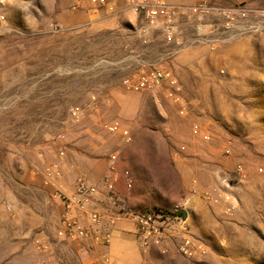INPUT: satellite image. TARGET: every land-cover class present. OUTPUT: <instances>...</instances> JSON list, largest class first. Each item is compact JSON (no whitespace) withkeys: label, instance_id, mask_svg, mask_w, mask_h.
Here are the masks:
<instances>
[{"label":"rangeland","instance_id":"1","mask_svg":"<svg viewBox=\"0 0 264 264\" xmlns=\"http://www.w3.org/2000/svg\"><path fill=\"white\" fill-rule=\"evenodd\" d=\"M199 1L169 0L181 10L176 40L193 42L199 35L189 12ZM208 1L264 9V0ZM142 24L123 0H109L96 15L72 11L69 0H0V264H103L110 258L101 254L100 261L93 260L101 253L94 254L97 245L109 247L113 238L102 244L57 235L64 206L42 186L37 172L58 160L61 148L65 184L75 188L81 177L90 182L100 177L111 153L124 149L128 155L134 146L155 157L140 165L141 172L162 176L170 149L183 145L193 161L182 172L205 184L196 189L229 194L236 209L227 212L223 203L194 198L189 222L207 255L190 260L153 252L151 264H264V32L210 42L209 26L221 24L212 16L204 21L200 39L170 56L163 27L142 35ZM154 68L176 74L190 104L188 116H180L166 99L165 87L141 93L122 87L125 78ZM73 105L84 109L78 124L69 117ZM114 120L137 139L125 144L120 135L106 132L103 123ZM194 123L210 133V142L193 136ZM227 139L231 155L224 153ZM201 175L208 177L206 183ZM172 187L160 181L153 195L167 197ZM99 204L94 200L89 210L101 214L95 227L112 232L121 221L111 227L115 211L108 199L103 208ZM76 216L83 227H93L88 214ZM35 238L51 245V260L36 251ZM124 244L129 263H142L136 235L134 248Z\"/></svg>","mask_w":264,"mask_h":264},{"label":"built area","instance_id":"2","mask_svg":"<svg viewBox=\"0 0 264 264\" xmlns=\"http://www.w3.org/2000/svg\"><path fill=\"white\" fill-rule=\"evenodd\" d=\"M128 9L142 17L143 24L139 32L146 35L151 29L159 25L163 27L164 38L170 45V56H176L186 50L191 43H195L203 31V23L212 16L220 18V27L215 24L209 26L210 34L208 41H216L223 38L227 41H234L250 37L257 33L264 32V9L255 8L247 4H238L230 7L215 5L207 0H201L189 8L190 15L197 22L196 30L199 33L193 41L181 42L176 40V23L179 20L181 10L172 5L169 0H123ZM70 8L75 12H85L88 15H96L102 9L109 7V0H69ZM54 31L61 30V25L52 24ZM122 87L126 92L141 93L156 87H165V97L178 109L182 117L188 116L190 104L184 97L182 85L171 69H150L141 72L135 77L125 78ZM69 117L73 124H78L84 117V109L79 105H73L69 111ZM103 129L110 134H118L125 144H131L133 137L130 130L124 127L120 121L114 120L103 123ZM192 134L203 142H210V133L204 131L199 123H194ZM64 137V136H63ZM232 142L227 139L224 146L226 155L232 154ZM186 151L181 146L173 157H178ZM66 151L61 148L58 153V160L46 165L39 174L41 184L51 191L53 199L60 201L64 206L62 215V226L57 235L59 238L69 240L91 239L97 243L108 244L112 239V232L102 233L95 226L101 221V214L91 211L90 206L100 193L98 184L81 177L77 179L74 191L69 193L64 190L63 184L65 174L63 170V159ZM262 171V170H260ZM238 173L243 175V167L238 166ZM123 180L128 189H132L134 179L128 168L119 169V155H110L107 170L104 173L101 185L108 192V201L116 209L114 217L110 221L111 227L118 220H128L134 226L136 240L139 250L143 256L142 263L151 264L150 255L153 252L161 256H168L176 253L190 260L202 259L208 253L207 246L197 240L192 233L189 222V207L192 198H199L209 205L225 204L227 212L236 209L235 199L229 195H221L216 188L200 192L193 189L190 194H184L171 208L148 207L142 210L128 208L117 192V183ZM86 213L93 227L86 228L80 224L76 214ZM36 251L49 259L51 245L39 238L33 240ZM51 260V259H50ZM52 261H40V264H51ZM103 264H114L110 258L105 257Z\"/></svg>","mask_w":264,"mask_h":264},{"label":"crops","instance_id":"3","mask_svg":"<svg viewBox=\"0 0 264 264\" xmlns=\"http://www.w3.org/2000/svg\"><path fill=\"white\" fill-rule=\"evenodd\" d=\"M132 137L133 140L134 137L135 140L137 139L136 135H132ZM177 150L178 148H175L174 151L173 149H170V151L168 152L170 162L168 167L164 168L162 176L151 170L141 172L140 165H146L149 161H152L155 158L151 152H148L147 149H143L139 146H134L133 149L130 150L128 155V150L125 151L124 149L121 150V154L119 152H113L110 154L112 155L116 153L119 155L120 170L128 168L132 173L134 179V185L132 189H128L123 180H120L116 185L117 192L119 193L120 197L123 199L124 204L128 208L133 210H142L148 207L171 208L180 199L182 195L190 194V192L193 189L198 188L199 185L200 188L201 185H205L201 181L199 183L195 179L193 180L192 178H189L182 172L185 164H188V162H191L193 160L189 158V153L187 152L180 154L178 157H173V154ZM109 157L103 162V166L101 167L102 170L98 175L100 176L101 174V176L97 177L96 179H90L93 183L98 184L100 186V193L95 199L96 201L98 200L100 202V208L104 207L105 201L108 199V192L101 185V180L107 170ZM201 176L205 178L203 181L206 183L208 177L206 175ZM160 181H162L163 183L165 181H168L175 186L170 189L169 195L167 197H154L153 195L154 185L158 184ZM63 187L66 191L72 192V190H74V186L69 187L67 185V182L65 184V180ZM193 200L194 198H192V201ZM111 209L113 211H116V209L112 206ZM120 221V224L117 225L112 231L113 241L111 245L109 247L97 245L99 249H95L94 254L97 255L98 251H101V253L98 256H94L93 260L95 259L97 261H100V259L102 258L101 254H103L104 256L109 255L111 261L114 264H130L129 262L131 261H129V259L126 257V247L124 242H130L129 246H133L134 248L135 230L132 223H130L128 220ZM91 262L94 263L95 261H89V263Z\"/></svg>","mask_w":264,"mask_h":264}]
</instances>
